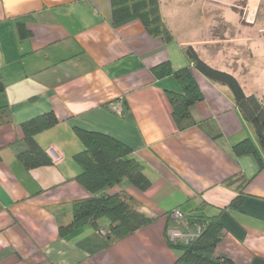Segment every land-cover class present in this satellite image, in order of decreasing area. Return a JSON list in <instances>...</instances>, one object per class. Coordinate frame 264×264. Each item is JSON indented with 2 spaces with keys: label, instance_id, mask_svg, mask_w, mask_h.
<instances>
[{
  "label": "crops",
  "instance_id": "obj_1",
  "mask_svg": "<svg viewBox=\"0 0 264 264\" xmlns=\"http://www.w3.org/2000/svg\"><path fill=\"white\" fill-rule=\"evenodd\" d=\"M159 3L169 41L139 19L114 26L110 0H0V106L12 111L0 125V264H172L179 251L167 243L168 213L191 214L202 201L222 223L216 252L236 264H264V166L251 153L231 152L245 138L257 145L254 129L229 88L194 68L203 97L192 109L197 123L178 129L166 92L182 87L173 75L151 72L164 61L174 70L188 66L183 47L191 45L246 94L264 96V0ZM20 18L28 37L18 36ZM119 98L121 115L110 109ZM47 111L59 122L36 140L52 164L29 170L17 159L27 148L20 124ZM75 126L132 148L149 187L123 181L110 191L125 190L152 223L113 243L100 232L106 217L60 235L71 203L90 195L75 179L73 156L82 149Z\"/></svg>",
  "mask_w": 264,
  "mask_h": 264
},
{
  "label": "trees",
  "instance_id": "obj_2",
  "mask_svg": "<svg viewBox=\"0 0 264 264\" xmlns=\"http://www.w3.org/2000/svg\"><path fill=\"white\" fill-rule=\"evenodd\" d=\"M110 1L114 26L139 19L151 36L160 37L165 41L172 39V34L160 12L159 0ZM16 24L20 38L30 35V30L26 28V18L18 19ZM183 52L189 61L188 66L174 70L169 61H164L151 67L155 78L173 75L182 87L179 93L166 92L172 106V117L178 129L184 130L197 123L192 109L203 97L194 78V68L210 81L229 88L241 117L254 129L257 142L255 145L250 138H245L232 145L231 152L233 155L253 154L259 167L262 168L264 166V96L246 94L231 73L205 63L199 58L193 46H184ZM4 89L5 85L0 81V93ZM11 120V108L8 105L0 106V125ZM58 122L55 113L47 111L20 124L22 138L27 148L17 154V159L26 169L52 164L51 158L38 144L36 135L52 128ZM73 131L82 143V149L73 156L80 168L75 179L90 195L71 203L70 219L59 224L60 235H66L85 224L98 227L99 219L106 217L109 220V227L105 237L107 243H113L152 223L155 217L146 214L141 204L125 190L110 191L123 181H128L140 190L149 187L150 180L142 171L140 162L132 156V148L107 133L79 126L73 127ZM237 180L239 179L236 177L225 183L232 186ZM241 182L246 183L245 180ZM206 207L207 203L202 201L193 213L182 212V219L172 217V211L168 213L167 243L172 249L179 251L172 264H236L226 254L216 252V247L223 236L222 223L219 220V213L209 215L205 212ZM169 229H177L184 235L192 234V236L171 239L167 234Z\"/></svg>",
  "mask_w": 264,
  "mask_h": 264
},
{
  "label": "built area",
  "instance_id": "obj_3",
  "mask_svg": "<svg viewBox=\"0 0 264 264\" xmlns=\"http://www.w3.org/2000/svg\"><path fill=\"white\" fill-rule=\"evenodd\" d=\"M110 109L112 112L118 114V115H121L124 110H125V106L123 104V99L119 98L117 100H115L114 102L111 103L110 105ZM171 216L174 217V218H177V219H182L183 217V213L180 209L176 208V209H173L172 210V213H171ZM199 228H198V232H199ZM100 232L103 234V235H106L108 233V229H100ZM168 236L171 238V239H174L176 237H190L192 236V234H182L180 231H178L177 229H169L168 230Z\"/></svg>",
  "mask_w": 264,
  "mask_h": 264
},
{
  "label": "rangeland",
  "instance_id": "obj_4",
  "mask_svg": "<svg viewBox=\"0 0 264 264\" xmlns=\"http://www.w3.org/2000/svg\"><path fill=\"white\" fill-rule=\"evenodd\" d=\"M261 84H262V83H261ZM255 85H256V86H254V88H255L256 90H257V88L260 89V87L258 86V85H260V83H256ZM259 89H258V90H259Z\"/></svg>",
  "mask_w": 264,
  "mask_h": 264
}]
</instances>
